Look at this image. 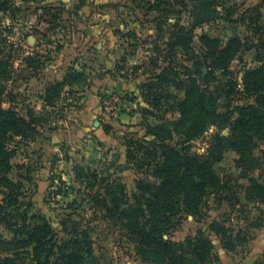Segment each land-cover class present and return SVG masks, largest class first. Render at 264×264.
I'll list each match as a JSON object with an SVG mask.
<instances>
[{"label": "rangeland", "instance_id": "rangeland-1", "mask_svg": "<svg viewBox=\"0 0 264 264\" xmlns=\"http://www.w3.org/2000/svg\"><path fill=\"white\" fill-rule=\"evenodd\" d=\"M1 3L5 4V9L0 10L3 106L11 105L22 116L31 110L39 119L34 138L12 143L17 150L8 177L21 185L18 213L26 214L28 222L35 218L32 223L38 218L46 219L56 242L67 239L74 223L78 224L89 233L98 264H144L135 244L121 236L119 227L104 219L102 212H95L96 197L119 184L131 201L139 180L153 181L140 164L142 155L135 152V144L153 140L147 127L170 125L179 119L176 108L169 109V105L182 100L184 92L176 90L172 83L160 84L159 88L173 98L163 100L162 110L154 111V116L146 115L144 110L151 111L144 98L147 85L153 75L165 69L174 71L176 81L193 76V59L205 55L201 35L219 39L222 47L231 38L246 43L231 63L229 74L216 73L222 85L232 82L234 88L229 96L219 91V111H232L233 120L240 108L255 105L257 95L244 91L243 79L246 71L264 64V51L259 49L257 56L256 49L249 47L250 41L264 40V0H217L218 18L199 26H193L198 11L192 15L190 0L186 6L182 0H0ZM180 28L184 33L191 32L184 38L187 51L172 47L179 37L173 35ZM254 29L258 31L255 36ZM202 60L201 75L195 77L200 89L208 72ZM70 70L84 73V80L62 87L52 104L47 105L46 89L62 81ZM206 86L212 91L218 84L210 82ZM213 130L192 143L193 153L205 151ZM262 135L264 128L262 134L253 135L257 147L252 155L260 165L251 175L264 185ZM129 149L134 156L128 155ZM237 159V153L228 150L213 167L226 184L222 196L210 191L203 200L202 217L181 214L179 224L165 237L173 243H183L202 232L217 256L211 264H264V204L244 200V189L249 184L244 172L236 167ZM214 221L228 229L223 240L227 243L231 237V250L224 249L220 238L209 231ZM0 235L6 240L13 237L2 226Z\"/></svg>", "mask_w": 264, "mask_h": 264}, {"label": "trees", "instance_id": "trees-1", "mask_svg": "<svg viewBox=\"0 0 264 264\" xmlns=\"http://www.w3.org/2000/svg\"><path fill=\"white\" fill-rule=\"evenodd\" d=\"M154 1L161 3V0ZM190 1L193 4L192 15L198 11L193 26L218 18L217 0ZM182 2L183 6L187 5V0ZM166 4L172 6L169 2ZM3 9L5 4L1 3L0 10ZM257 33L254 29L253 35ZM190 34L180 28L173 35L179 37L172 47L189 50L184 38ZM199 41L205 55L204 58L193 57V76L186 75V79L176 81L174 71L165 69L153 75L147 85L149 88L144 98L151 111L144 110L146 115L154 116V111L162 110L163 100L173 98L171 93L159 88L160 84L172 83L176 90L184 92L182 100L176 99L173 105H169V109L176 108L179 119L170 125L160 123L147 127L148 135L153 140L135 144V152L142 155L140 164L153 181L139 180L131 201L119 184L106 188L103 195L96 197L95 212H102L104 219L112 220L119 227L121 236L135 244L140 262L144 264H211L217 261L211 241L202 232L183 243H173L165 236L174 231L181 214L201 218L203 200L210 191L215 196H222L226 184L213 167L222 161L226 151L237 153L236 167L244 172L249 184L244 189V200L264 204V185L251 175L260 165L252 151L257 147L253 143V135L262 134L264 128V64L246 71L243 79L244 91L257 95L255 105L240 108L238 117L232 120V111L220 112L217 101L221 96L219 91L226 96L234 93L233 83L222 85L216 73L228 75L231 63L246 43L239 38H231L222 47L219 39L206 34L201 35ZM249 47L256 49L258 56L259 49L264 51V40L259 38L257 43L250 41ZM202 59L207 64L208 72L203 77L204 86L200 89L195 77L201 75ZM84 78V73L70 70L62 81L48 86L45 103L51 105L62 87L81 83ZM210 82L218 84L212 91L206 86ZM155 86L158 88L154 89ZM4 92L0 84V226L10 231L13 237L6 240L0 235V264H98L91 237L78 224L74 223V229L67 239L56 242L46 219L38 218L32 223L35 218H29L28 222L26 214L18 213L21 185L8 177L13 169L11 160L17 150L12 143L16 139L19 143L34 138L38 133L39 119L31 110L22 116L11 105L5 108ZM211 128L214 130L209 146L202 154L193 153L192 143ZM225 129L229 130L227 135L222 134ZM134 154L128 150L129 156ZM208 229L220 238L224 249L231 250V237H228L227 243L223 240L227 238V228L214 221ZM246 239L241 241L245 242Z\"/></svg>", "mask_w": 264, "mask_h": 264}]
</instances>
